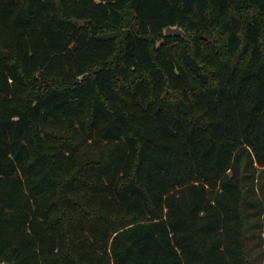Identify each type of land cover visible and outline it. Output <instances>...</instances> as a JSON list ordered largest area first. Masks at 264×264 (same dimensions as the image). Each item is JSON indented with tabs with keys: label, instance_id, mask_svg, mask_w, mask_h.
<instances>
[{
	"label": "trees",
	"instance_id": "trees-1",
	"mask_svg": "<svg viewBox=\"0 0 264 264\" xmlns=\"http://www.w3.org/2000/svg\"><path fill=\"white\" fill-rule=\"evenodd\" d=\"M259 203L264 0H0V264H253Z\"/></svg>",
	"mask_w": 264,
	"mask_h": 264
},
{
	"label": "rangeland",
	"instance_id": "rangeland-1",
	"mask_svg": "<svg viewBox=\"0 0 264 264\" xmlns=\"http://www.w3.org/2000/svg\"><path fill=\"white\" fill-rule=\"evenodd\" d=\"M260 205L259 203L246 208L250 226L245 243L248 257L253 264H264V208L260 216L256 214Z\"/></svg>",
	"mask_w": 264,
	"mask_h": 264
},
{
	"label": "water",
	"instance_id": "water-1",
	"mask_svg": "<svg viewBox=\"0 0 264 264\" xmlns=\"http://www.w3.org/2000/svg\"><path fill=\"white\" fill-rule=\"evenodd\" d=\"M176 33L182 34V31L180 30V28H178V27H169V28L166 29V35L167 36H171V35L176 34Z\"/></svg>",
	"mask_w": 264,
	"mask_h": 264
}]
</instances>
